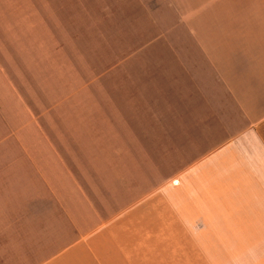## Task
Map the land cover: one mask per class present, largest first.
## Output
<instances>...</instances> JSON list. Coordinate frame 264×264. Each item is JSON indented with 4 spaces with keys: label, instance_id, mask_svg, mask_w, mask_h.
Returning <instances> with one entry per match:
<instances>
[{
    "label": "crops",
    "instance_id": "1",
    "mask_svg": "<svg viewBox=\"0 0 264 264\" xmlns=\"http://www.w3.org/2000/svg\"><path fill=\"white\" fill-rule=\"evenodd\" d=\"M8 69L0 62V264H264V118L241 127L229 115L233 82L210 67L199 97L148 101L167 139L156 161L126 134L139 163L123 155L120 107L93 104L75 129L68 110L29 102Z\"/></svg>",
    "mask_w": 264,
    "mask_h": 264
},
{
    "label": "rangeland",
    "instance_id": "2",
    "mask_svg": "<svg viewBox=\"0 0 264 264\" xmlns=\"http://www.w3.org/2000/svg\"><path fill=\"white\" fill-rule=\"evenodd\" d=\"M0 58L29 102L41 101L44 115L68 110L75 129L93 104L124 110L120 145L139 163L145 155L126 134L137 132L156 161L167 139L152 131L149 102L199 97L195 83L210 67L233 82L229 115L241 127L264 118V0H0Z\"/></svg>",
    "mask_w": 264,
    "mask_h": 264
}]
</instances>
